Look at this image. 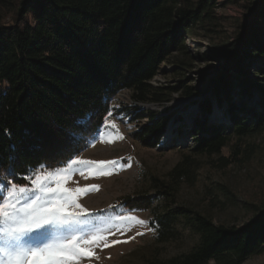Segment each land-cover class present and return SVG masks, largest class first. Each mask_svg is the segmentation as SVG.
Returning a JSON list of instances; mask_svg holds the SVG:
<instances>
[{
  "label": "trees",
  "instance_id": "1",
  "mask_svg": "<svg viewBox=\"0 0 264 264\" xmlns=\"http://www.w3.org/2000/svg\"><path fill=\"white\" fill-rule=\"evenodd\" d=\"M219 1L0 0V181L27 184L20 179L27 170L65 165L101 128L111 99L123 91L131 92L133 113L140 104L165 105L178 91L201 96L200 115L179 131L193 142L192 156L155 185L151 199L124 202L151 210L156 244L176 242L186 230L197 242L146 264H243L263 254L264 211L243 227H229L177 206L178 187L193 181L199 168L195 157L221 155L233 137L264 134V0H224L244 14L235 38L216 36ZM209 35L219 42L192 55L185 38ZM194 61L218 63L201 71L199 89L185 81L152 84L165 63L180 74ZM214 102L224 109L223 121L211 118ZM147 113L149 122L133 137L155 148L181 117ZM217 162L231 163L224 157Z\"/></svg>",
  "mask_w": 264,
  "mask_h": 264
},
{
  "label": "rangeland",
  "instance_id": "2",
  "mask_svg": "<svg viewBox=\"0 0 264 264\" xmlns=\"http://www.w3.org/2000/svg\"><path fill=\"white\" fill-rule=\"evenodd\" d=\"M218 5L215 16L220 23V33L216 36L235 38L244 21L242 9L224 0L219 1ZM214 36L209 35L208 39L186 37L189 52L194 56L206 52L219 42ZM216 66L218 63L215 61H194L193 69L176 74L173 65L165 63L152 84L178 87L181 81H185L186 85L199 89L201 71ZM203 100L201 96H185L178 91L165 105L140 104L137 113H133L136 110L130 91H123L111 99V112L104 118L101 128L88 138L85 148L70 160L116 162L115 166H102L103 171L110 172V175L90 177V169L85 168L83 175L80 171L74 172L67 184L71 189L98 186V190L80 197L78 202L91 215L84 217L82 225L75 227L106 230L103 233L106 240L91 247L95 255L82 257L79 264H146L154 255L170 257L187 252L196 244V236L187 230L176 242L156 244L154 231L149 225L151 210L132 209L124 202L151 199L155 185L166 182L171 170L185 156H192L189 149L193 142L179 131L190 126L200 115L199 104ZM148 111L160 115L169 111L181 117L180 122L170 124L163 140L155 148H146L133 137L139 128L149 122ZM225 116L224 109L214 102L211 118L220 122ZM109 122L114 123L116 128L108 126ZM117 130L123 139L117 137ZM109 139L111 142H108ZM220 157L229 159L231 163L219 167L217 160ZM195 158L199 161V168L193 181L178 187L177 206L199 211L215 224L229 227H243L258 211H264V134L241 140L233 137L221 155ZM69 162L52 169L63 168ZM157 206L158 203H155L153 207ZM125 215L135 216L145 223L115 219ZM66 231L53 229L51 235L58 237ZM105 243L110 246L105 247ZM243 264H264V253L251 257Z\"/></svg>",
  "mask_w": 264,
  "mask_h": 264
},
{
  "label": "snow or ice",
  "instance_id": "3",
  "mask_svg": "<svg viewBox=\"0 0 264 264\" xmlns=\"http://www.w3.org/2000/svg\"><path fill=\"white\" fill-rule=\"evenodd\" d=\"M108 126L116 128L114 123L109 122ZM116 135L123 139L118 130ZM115 163L73 160L63 168L41 166L27 170L20 177L27 184L3 178L0 182V264H79L82 257L95 255L91 247L106 240L103 234L106 230L75 226L82 225L83 218L91 215L78 202L80 197L98 190V186L71 189L67 184L74 172L80 171L83 175L85 168L90 169V177L110 175L102 166H115ZM115 219L145 223L128 215ZM53 229L67 231L57 237L51 235Z\"/></svg>",
  "mask_w": 264,
  "mask_h": 264
}]
</instances>
